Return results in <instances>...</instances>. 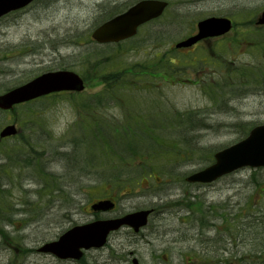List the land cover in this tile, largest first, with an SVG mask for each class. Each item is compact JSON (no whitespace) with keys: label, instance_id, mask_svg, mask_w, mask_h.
Masks as SVG:
<instances>
[{"label":"rangeland","instance_id":"374dc122","mask_svg":"<svg viewBox=\"0 0 264 264\" xmlns=\"http://www.w3.org/2000/svg\"><path fill=\"white\" fill-rule=\"evenodd\" d=\"M133 1L35 0L0 19V95L60 69L87 83L81 94L0 109V131L12 123L20 129L0 142V264L254 260L247 253L257 237L248 239L247 231L244 242L226 243L222 221L245 207L264 216V168L242 169L210 186L185 178L264 124V27L255 26L264 0H169L167 11L135 38L94 42V29ZM118 2L125 6L112 11ZM214 16L231 19L233 33L175 48ZM239 68L261 79H245ZM130 119L142 138L121 139ZM130 142L136 147L128 149ZM119 164L124 170L114 171ZM114 173L119 177L110 178ZM101 196L116 199L123 213H155L137 236L121 230L80 262L37 251L91 220L86 211Z\"/></svg>","mask_w":264,"mask_h":264},{"label":"water","instance_id":"95a60500","mask_svg":"<svg viewBox=\"0 0 264 264\" xmlns=\"http://www.w3.org/2000/svg\"><path fill=\"white\" fill-rule=\"evenodd\" d=\"M33 0H0V18L5 14L29 5ZM167 4L159 1H144L132 7L129 11L116 16L98 27L93 38L99 43H111L126 40L136 35L138 28L144 23L162 15ZM264 24V12L259 19ZM231 23L225 19L209 18L198 24L199 34L177 47H190L201 39L226 33ZM82 79L74 72L59 71L44 74L28 84L0 96V108L10 109L13 105L29 101L40 96L63 90L82 91ZM15 126L6 127L0 134L1 138L15 135ZM216 162L198 173L190 176L191 183H211L243 167H264V125L251 131L241 142L226 148L215 155ZM95 210L108 211L113 208L109 201L100 202L93 206ZM151 211H140L122 219L98 221L92 224L78 226L58 241L45 244L40 252L52 253L61 259L82 258V248H99L106 243L108 234L124 225L132 227L136 232L147 225ZM134 264H139L134 260Z\"/></svg>","mask_w":264,"mask_h":264},{"label":"trees","instance_id":"16d2710c","mask_svg":"<svg viewBox=\"0 0 264 264\" xmlns=\"http://www.w3.org/2000/svg\"><path fill=\"white\" fill-rule=\"evenodd\" d=\"M133 143V145H127L128 149H133L136 147V142H130ZM256 212L257 210L254 209ZM247 220L246 222L242 223L241 225H238L239 228V234L242 232L244 234L245 227H249L250 230V236L257 237L255 238L254 243L251 244V249H249L247 254H250L254 260H250L249 258H239L241 264H264V216L254 217V219L250 220L249 216L245 217ZM222 222H226L227 225V232H231L232 227V217H224ZM229 225V226H228ZM239 240L240 236H238ZM246 256V254L244 255ZM250 257V256H249Z\"/></svg>","mask_w":264,"mask_h":264},{"label":"flooded vegetation","instance_id":"af4514ba","mask_svg":"<svg viewBox=\"0 0 264 264\" xmlns=\"http://www.w3.org/2000/svg\"><path fill=\"white\" fill-rule=\"evenodd\" d=\"M136 1L137 0L133 1V3L128 4L127 9L129 8V6L134 4ZM166 1L168 2V5L170 6V4H171L170 1L169 0H166ZM118 3L119 4L117 6H119V8H121L122 6H125L124 4H122L120 2H118ZM101 200H108V198L107 197L97 198L96 200L92 201L91 204L89 205V208L86 211V213L88 215L92 216V219L89 220V222H93V221L98 220V219H113V218L124 215L122 210H120V211L117 210L118 204H117L115 199L113 200V202L115 203V208L113 210H111L109 212H105V213L93 211L91 209V206L93 204H95L96 202L101 201Z\"/></svg>","mask_w":264,"mask_h":264}]
</instances>
